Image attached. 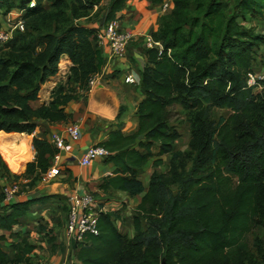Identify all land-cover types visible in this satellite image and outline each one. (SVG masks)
<instances>
[{
  "label": "trees",
  "instance_id": "16d2710c",
  "mask_svg": "<svg viewBox=\"0 0 264 264\" xmlns=\"http://www.w3.org/2000/svg\"><path fill=\"white\" fill-rule=\"evenodd\" d=\"M51 1L52 9L46 0H35L33 7L31 0H0V8L7 4L5 13L15 6L27 8L24 18L29 20V32H17L7 42L13 48L8 60L0 61L14 65L12 71L5 70L6 81L0 84V149L17 171L22 166L15 149L4 147L7 138L34 133L38 120L69 117L66 106L72 96L32 104L42 84L58 71L61 56L70 57L72 80L86 90L108 61L98 43L100 27L69 23L67 1ZM148 1L158 6L165 0ZM169 1L171 10L149 31L162 48H147L143 40L133 43L146 58L140 81L145 96L136 111L139 128L133 134L112 130L99 143L116 165L100 190L144 193L136 207L135 234L129 238L119 231L117 213L101 212L99 233L84 234L73 243L71 264H264V79L258 82L263 87L259 91L248 84L264 48V36L251 30L252 20L264 19V0ZM87 2L99 5L103 0ZM128 2L110 0L105 22L117 18ZM38 21L47 32L33 43L29 37ZM175 105L182 106L190 123L186 150L177 149L181 132L172 123ZM216 107L230 114L215 120ZM33 146L36 158L26 164L30 183L48 170L57 152L44 138L34 137ZM165 156L167 170L159 172ZM0 162L2 173L11 175L1 154ZM149 162L155 171L145 185L139 169ZM52 197L0 206V264H35L37 245L30 230L13 228L33 204ZM36 227L42 231L41 224ZM55 239L48 237L50 249L57 247ZM10 240L13 257L3 244Z\"/></svg>",
  "mask_w": 264,
  "mask_h": 264
},
{
  "label": "crops",
  "instance_id": "0c3cea01",
  "mask_svg": "<svg viewBox=\"0 0 264 264\" xmlns=\"http://www.w3.org/2000/svg\"><path fill=\"white\" fill-rule=\"evenodd\" d=\"M19 8L21 7L15 6L6 13L2 10L3 8H0V12L4 14L0 17V27H6L8 21L16 16L13 12ZM124 13L126 14L124 15ZM121 15H124L123 23L126 28L149 32L148 30L154 31L158 28L163 14L157 6L148 0H129L128 8L123 10ZM105 54L106 51H104ZM145 63L146 58L137 45L131 50L130 59L114 62L109 59L98 81L91 85L87 96L68 102L66 112L69 117L67 120L56 122L38 120L33 136L28 133L17 134L25 139L23 144L25 147L30 142L32 148L35 149L33 146L34 137L44 138L52 143V135L57 131L63 132L67 124L75 122L81 128V134L77 139H72L64 133L65 149L60 152L59 162L61 174L50 182L38 179L28 191L15 195L11 200L21 201L42 195H53L47 202L33 204L22 218L21 223L13 228V231L30 230L32 234L39 236L36 226L41 224L45 227L42 230L43 236L39 237L43 248H37L34 253L35 256H39V260L35 264H60L66 260L71 262L75 260L73 243L76 240L68 235L66 226L68 211L76 194H91L93 208L101 209L103 212L117 213L115 223L119 231L129 238L134 236L136 207L141 202L144 193L131 195L123 190H111L104 193L100 190V184L105 176L115 174V163L105 158L96 159L90 166H84L81 162L89 148L93 144L106 141L112 130L119 129L124 134H133L138 130L139 119L136 111L138 104L145 96L140 86L141 70ZM129 72H137L140 78L138 83H125L124 75ZM105 75L115 79L111 81L109 79V84L103 83L101 79L104 80L103 76ZM122 107H124V111L119 115ZM9 143L10 137L4 142V147L14 149L15 147H11ZM49 161L50 166L54 164L52 157ZM145 167L139 169L144 183L145 178L142 172ZM153 172L150 173V176ZM13 173L11 171V175H14ZM0 182L1 186L6 185L4 180L1 179ZM11 201L3 199L0 206L7 205ZM34 229L36 232L33 231ZM49 236H55L54 244L57 247L54 250L59 249L60 251H57L59 255L51 253ZM69 251H71L70 255Z\"/></svg>",
  "mask_w": 264,
  "mask_h": 264
},
{
  "label": "rangeland",
  "instance_id": "374dc122",
  "mask_svg": "<svg viewBox=\"0 0 264 264\" xmlns=\"http://www.w3.org/2000/svg\"><path fill=\"white\" fill-rule=\"evenodd\" d=\"M66 1L67 3L65 4L67 5L68 8L66 7L65 8L68 9L67 13H68V18H69V23H73L76 25H87V26H91L95 24L100 27V31H102L103 33L105 32V27L108 22H105L104 18L107 14L110 0H103V2L99 5H93L91 3H88L87 0H74V1L66 0ZM11 2L18 4L19 0H11ZM5 5L2 9L3 11H6ZM45 5L48 9H52L51 0H46ZM2 14L3 13L0 12V17ZM125 14L126 13H124V15ZM124 15H121V13H119L118 17L116 18L117 24H119V26L122 25L123 28H125V25L123 23ZM14 17H15L14 19L17 18V16H14ZM39 22H42V21H38V23ZM28 24H29V20H27L26 22V27L24 30L25 34L29 32ZM251 26H252L251 28L252 31L258 34H262L264 36V19L252 20ZM46 32H47V29L45 28V26L39 23V26L36 28V30H34V32H32V35H30L29 39H31V42L37 43L39 39V34H45ZM137 42H139V40H137ZM42 48H43L42 45L38 46L37 51L40 52ZM106 48L107 47L103 49L104 51H106V55H107L108 52ZM133 48H135V46L131 47L130 51L127 52V56L124 59H118V58L116 59L115 57H112L110 58V61L111 62H114L117 60L125 61L126 59L127 60L130 59L131 50ZM12 50L13 48L9 43H6L3 46H0V61L1 59H3L4 61L8 60V53L11 52ZM259 56L260 57L258 58V61L256 63L257 64L256 69L258 71L264 67V48L259 52ZM64 59L68 60V64L67 63L63 64ZM72 66H73L72 60L70 59L68 55L61 56L59 60V64H58V71L55 74L51 75L47 79V81L44 84H42L41 90L39 92V98L32 104L37 107L43 104L48 105L56 101L57 99L62 100L66 96H72L73 99H79L81 97H86L90 89L89 90L83 89L77 82L72 80ZM6 69L8 71H12L14 69V65L10 60L8 61L6 65L4 63L2 64L0 63V84L6 81L5 79L6 76L4 75V72ZM103 78L104 80L101 79V82L106 83V84H109L111 80L115 79L114 77L108 78V75L103 76ZM262 88L263 87L261 86L260 88L256 90L259 91ZM171 111H172V123L175 124L176 127H178L179 132H181V137L179 138L177 142V149L186 150L188 148L190 138H191L190 123L188 121L187 113L180 105H175L174 107L171 108ZM229 114H230V110L227 108L216 107L213 110V117L215 118V120H218L221 116L226 117ZM1 132H4V131H0V133ZM5 133L10 134L7 132ZM29 135L33 136V133ZM24 141L25 139L18 135H14L13 137H10L9 145L11 147H15L14 149L18 157L17 162L20 163L22 166L18 171L12 167V165L9 163V161L6 158L5 153H3L2 150L0 149L1 157L6 162L8 169L14 172L13 173L14 175H5L4 173H2L3 166L0 162V180L1 179L4 180V182L9 185L13 183H18L19 186L21 187L19 194L28 191L33 185H35V183H30L32 176L26 173V169H27L26 164L28 163L27 160H31V161L35 160L36 157H34V155H35L36 150L32 148V145L30 144V142H28L27 147H25L23 145ZM168 163H169V157L165 156V164H163L159 168V172H165L167 170ZM153 171H155V167L153 163H149L144 168L142 173H144L143 177L145 178L144 180H145L146 185H148L150 173ZM3 192H4V186H1V182H0V202H2L3 199L5 198L4 195H2L4 194ZM41 226H42V230H44L45 227L43 225ZM33 231L36 232V229H34ZM30 234L32 233L30 232ZM30 238H31V242L35 243L38 247H42L37 235L32 234ZM10 242L12 241L10 240V241L4 242L3 244H4L5 250L10 254L11 257H13L15 254V250ZM57 251H60V250L51 249V253H53L54 255L58 254ZM70 253L71 251H69V255ZM38 260H39V256H35L34 262H37Z\"/></svg>",
  "mask_w": 264,
  "mask_h": 264
},
{
  "label": "built area",
  "instance_id": "2783aa9c",
  "mask_svg": "<svg viewBox=\"0 0 264 264\" xmlns=\"http://www.w3.org/2000/svg\"><path fill=\"white\" fill-rule=\"evenodd\" d=\"M35 5V0H31L29 7ZM162 14H166L171 10V3L169 0H165L162 4L157 6ZM27 8H19L13 13L17 16L16 19H10L6 27H0V46H3L19 31H24L26 27V20L24 15ZM98 43L102 48L107 47V57L108 60L112 57L116 59H124L127 56V52L130 51L133 43L137 40H143L147 48H153L159 46L162 48V44L155 41L150 32H144L137 29L123 28L122 25L117 24V19L109 21L105 27V32L100 31L98 33ZM108 43V44H107ZM101 74V73H100ZM100 74L93 76L90 80V86L94 85ZM264 79V67L259 71H252L248 74V84L249 86H254L255 88L261 87L258 84L259 80ZM140 80L137 72H129L124 75L125 83L136 84ZM64 133L72 139H77L81 134V128L78 123H70L64 127L63 132H55L51 139L53 146L57 149V152L52 156L54 164L51 165L48 170L41 174L40 179L43 182H50L56 176L61 174L60 162V152L65 149V137ZM110 156L109 150L100 145L99 143L93 144L85 156L82 159V164L84 166H90L98 158L108 159ZM21 187L18 183H13L11 185H4V200L11 201L15 195L19 194ZM74 202L69 208L67 215V232L68 235L72 236L76 241H80L84 234H98V218L103 210L95 209L92 207L91 203L93 201V196L91 194L80 195L76 194L73 197ZM38 232V231H37ZM42 231H39L38 239L43 236ZM47 235V234H46ZM40 237V238H39ZM31 240V238H30ZM40 241V240H39ZM33 243V242H32ZM37 248H40L37 246ZM37 250V249H36ZM69 260L63 261L60 264H71Z\"/></svg>",
  "mask_w": 264,
  "mask_h": 264
},
{
  "label": "water",
  "instance_id": "95a60500",
  "mask_svg": "<svg viewBox=\"0 0 264 264\" xmlns=\"http://www.w3.org/2000/svg\"><path fill=\"white\" fill-rule=\"evenodd\" d=\"M11 133H15V132H11ZM37 152H35V156H36Z\"/></svg>",
  "mask_w": 264,
  "mask_h": 264
}]
</instances>
